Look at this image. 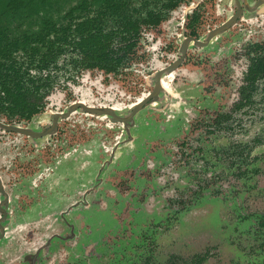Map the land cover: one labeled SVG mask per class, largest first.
I'll return each mask as SVG.
<instances>
[{"label":"rangeland","instance_id":"374dc122","mask_svg":"<svg viewBox=\"0 0 264 264\" xmlns=\"http://www.w3.org/2000/svg\"><path fill=\"white\" fill-rule=\"evenodd\" d=\"M195 1L184 23L187 12L167 10L165 0H125L129 17L160 9L161 22H140L131 58L117 73L81 68L68 47L53 66L47 106L21 124L42 129L51 111L83 97L128 113L152 90L155 71L180 56L185 36L205 39L233 11L218 0ZM192 15L195 32L187 25ZM101 19L106 29L120 22ZM255 42L264 45V14L246 12L207 45L191 44L166 78L171 89L127 128L79 110L60 120L61 134L36 143L0 129V174L10 194L4 262L55 232L65 236L73 223L76 234L53 237L38 264H264V83L251 103L233 108Z\"/></svg>","mask_w":264,"mask_h":264},{"label":"flooded vegetation","instance_id":"af4514ba","mask_svg":"<svg viewBox=\"0 0 264 264\" xmlns=\"http://www.w3.org/2000/svg\"><path fill=\"white\" fill-rule=\"evenodd\" d=\"M55 1L58 0H49V4H47L45 10H34L32 13L22 10L21 7H15L11 10L3 11L0 13V31L1 37H4V41H13L18 44L17 49L13 51L12 56L14 55L18 61L23 62V69L26 70V78L29 81H34L35 84L42 83L40 86V95L42 98L37 99L38 102V110L34 112L31 116L26 117L21 114V112L12 111L10 108L5 107L2 108L0 105V129H2L6 133H16L18 135H24L28 138L32 143H36L37 140L43 139L47 136H54L56 134H61L63 132V127L60 126V120L64 119L66 122L69 120L74 113L81 110L85 114L96 115L102 118H108L109 123H121L124 128H127L129 124L133 123L135 120L136 114L142 110L146 105L151 102H155L159 94L164 90H170L171 86L169 80L166 78H173L175 75V70L181 66L184 62L187 54V50L189 49L191 44L197 45H207L214 38H216L220 33L227 30L228 28L236 25L239 20L244 18V14L246 12H259L264 14V0H218V5H230L232 7V12L229 16L221 21L219 24L213 26L209 29L205 39H201L196 37L195 35L189 34L182 39L180 45V56L174 59L168 65L159 67L153 76L154 86L152 90L148 92H144L140 95L134 102L128 105V113H121V109L123 108L120 104H105V103H93L90 100L83 98H79L70 103V105L63 110H53L50 112V123L46 125L42 129L32 128L29 126H25L21 124L23 120H30L36 114L42 112L48 104V99L50 95L54 91L55 87V73L53 69L57 67L60 56L66 52L68 47H71L73 50L78 52L79 59L81 61V65L83 69L86 68H97L102 70L105 73H117L119 69L125 65V63L131 58L132 51L138 42V35L140 32V22H139V30L135 36L126 41L120 39L118 35L116 39L111 41V46L115 48L116 52L115 56L121 58L119 64L113 70H107L104 67L99 66H89L87 65L88 58L85 57L84 53L81 51L80 47L74 42L79 39V34L77 28L81 26V22L83 20L92 19L93 22L86 25L83 30H86L87 33L90 31H100L103 33H107L111 29H119L121 30L124 26V21L126 22V17L128 16V10H124V2L125 0H86V4L83 7H79L73 10L70 13V9L72 6L76 5L80 0H76L75 2H71L70 5L63 9L62 4L58 2L57 8L54 6ZM168 1L165 0L164 7L167 10H171L175 7H180L186 13V18H184V23L187 21V16L189 14L188 10L192 9V11L198 5L195 0L189 1L187 3H182V0H174V4L168 6ZM201 1V0H200ZM57 10V12L55 11ZM176 9L173 10L175 12ZM159 10H149L146 13V18L148 14H159L160 20L158 23H153L149 21H144L149 24H159L163 18V13H159ZM194 12V11H193ZM56 13V14H55ZM103 16H110L115 19L120 18V22L117 25L110 26L106 29L102 23ZM131 17V16H130ZM143 18V19H144ZM198 21L197 15H192L190 20L187 22L188 27L192 26V31L195 32V23ZM17 23L23 27L19 31L14 30V24ZM228 23V25L221 27ZM49 30V34H45ZM216 30L212 35L211 32ZM86 33V34H87ZM42 35L45 36L44 40H41ZM50 39L49 46L51 49H46L44 47L45 39ZM144 37V36H143ZM149 36H147L148 38ZM190 37L186 45L185 52H183V44L184 41ZM196 40L202 41V43L197 42ZM150 41V39L148 40ZM108 44L109 40H105ZM131 42V46L127 49L123 47L125 43ZM150 43V42H149ZM157 43V42H156ZM26 44L27 50L22 48L21 46ZM145 49L150 45L146 42H143ZM32 47H37L33 49ZM41 47V49H38ZM32 48V50H31ZM153 48H158L157 44L153 45ZM38 49V50H37ZM44 50H48V53L43 52ZM249 52V61L247 64L246 71L243 76V82L239 87V96L238 100L234 103L233 108L240 109L243 106L251 103L253 101L254 93L257 90L258 86L261 83H264V67L257 63L258 59H263L264 57V45L263 43L255 42L250 46L247 50ZM31 55V56H30ZM30 63V64H28ZM175 66L172 67L173 64ZM55 66V67H53ZM160 73V74H159ZM159 75V85L160 88H157L158 81L156 77ZM252 86V87H251ZM251 87V88H250ZM250 95V98L247 99L245 95ZM3 95L0 92V96ZM3 103L7 105L8 103L4 100ZM118 105V106H117ZM139 105V106H138ZM120 106V107H119ZM138 108L133 113L135 107ZM93 108V109H91ZM109 111H113L111 113ZM58 113L59 115L55 117L54 114ZM231 115L226 113L225 116ZM7 126H14L20 128L30 129L32 133L25 131H18L13 128H9ZM88 190V189H87ZM88 192V191H87ZM10 203V194L6 189V186L3 182V177L0 174V241H4V238L7 236L6 232L8 226L6 224L9 217V206ZM76 203V202H75ZM73 203V204H75ZM80 203V202H79ZM66 211V210H65ZM62 211V212H65ZM69 224V223H68ZM70 230L65 236L59 234L57 232L50 235L46 240H43L38 243L37 247L31 253H22L21 255L16 254L13 259L15 263L12 264H38L40 262L41 253L50 245L53 237L58 238H66L73 237L75 233V225L73 223L69 224ZM31 230L28 229L24 234L26 239L30 237ZM6 247V245H5ZM3 252V251H2ZM1 252V253H2ZM26 254V255H24ZM5 257H0V264H6L4 262ZM195 261L201 262L202 256L197 255Z\"/></svg>","mask_w":264,"mask_h":264},{"label":"trees","instance_id":"16d2710c","mask_svg":"<svg viewBox=\"0 0 264 264\" xmlns=\"http://www.w3.org/2000/svg\"><path fill=\"white\" fill-rule=\"evenodd\" d=\"M173 1L174 0H169L168 6L174 4ZM47 4H49V0H0V13L15 7H21L22 10H26L30 13L38 9L47 11ZM85 4L86 0H80L76 5L71 7L69 12L72 13L74 9L83 7ZM142 20L158 23L160 15L148 14V16ZM92 22V19L83 20L81 22V26L77 28L80 37L74 42L80 47L85 57H89L86 63L87 65L114 70L121 58L115 56L114 53L116 50L111 46V41L116 39L118 35L123 41L135 36L139 30L140 19L126 17V22L124 21V26L121 30L111 29L107 33L94 30L87 33L83 28L88 24L91 25ZM1 32L2 31H0V92H2L3 95L0 96V105L3 104L2 108L9 107L12 111H20L23 116L29 117L38 110L37 99L42 98L39 94L42 83L35 84L34 81L31 82L26 78V70L23 69L24 63L15 59L16 57L14 55L12 56L18 44L13 41L5 42L4 37H1ZM44 33L48 35L50 32L47 30ZM47 35H42L41 40H44ZM106 39L109 40L108 44L105 42ZM49 42L50 39L46 37L44 47L48 50L51 49ZM131 44V42L125 43L121 49H127ZM21 47L27 50L26 44ZM32 48L36 49L37 47ZM38 49H41V47H38ZM48 50H44L43 52L48 53ZM257 63L264 67V57L263 59H258ZM245 97L249 99L250 95L247 94ZM4 100L8 103L7 105L3 103Z\"/></svg>","mask_w":264,"mask_h":264},{"label":"water","instance_id":"95a60500","mask_svg":"<svg viewBox=\"0 0 264 264\" xmlns=\"http://www.w3.org/2000/svg\"><path fill=\"white\" fill-rule=\"evenodd\" d=\"M226 25H228V23H226L225 25H223V26H221V27H224V26H226ZM215 31H216V30H213V32H211V35H212ZM189 40H190V37L187 38V39L184 41V44H183V52H185L186 45H187V43H188ZM196 41L199 42V43H202V41H200V40H196ZM175 65H176V63L173 64L172 67L175 66ZM159 74H160V73H159ZM156 79H157V81H158L157 88H160V85H159V75L156 77ZM138 106H139V105H138ZM138 106L135 107L133 113H134L135 110L138 108ZM91 109H93V108H91ZM109 112L114 113L113 111H109ZM114 114H115V113H114ZM58 115H59L58 113H55V114H54L55 121H56V117H57ZM7 127H9V128H13V129H16V130H18V131H25V132L32 133V131H31L30 129H26V128H20V127H14V126H11V127H10V126H7Z\"/></svg>","mask_w":264,"mask_h":264}]
</instances>
